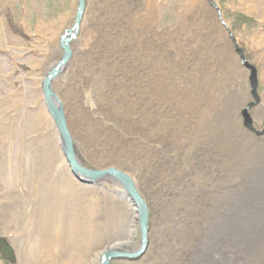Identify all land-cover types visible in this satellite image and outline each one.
I'll return each instance as SVG.
<instances>
[{"label": "rangeland", "instance_id": "obj_1", "mask_svg": "<svg viewBox=\"0 0 264 264\" xmlns=\"http://www.w3.org/2000/svg\"><path fill=\"white\" fill-rule=\"evenodd\" d=\"M76 3L0 0V240L18 252L8 261L0 250V264H52L59 250L64 262L87 257L98 264L129 227L135 252L140 248L136 215L109 193L116 188L108 180L64 181L65 172L50 167L56 154L49 141L37 134L38 111L47 113L42 81L60 61V38L74 24ZM84 5L71 59L51 80V91L83 167L128 175L149 214L144 253L110 264H191L193 250L181 252L180 238L199 236L201 221L212 223L205 212L197 217V205L212 211L207 198L226 207V195L246 191L245 154L264 147V0ZM213 83L219 100L210 111ZM199 117L210 120L207 128ZM207 246L201 253L218 263L220 254Z\"/></svg>", "mask_w": 264, "mask_h": 264}, {"label": "bare ground", "instance_id": "obj_2", "mask_svg": "<svg viewBox=\"0 0 264 264\" xmlns=\"http://www.w3.org/2000/svg\"><path fill=\"white\" fill-rule=\"evenodd\" d=\"M84 13H85V11H84ZM82 19H83V17H82ZM75 31H77V33H78V29ZM71 42H70V44H71ZM67 64H66V66H67ZM65 68H66L65 66L59 68L57 75L59 76L64 71ZM57 75H56V77H58ZM209 87H210L208 89L209 92L212 94H215L217 96V98H215V100L210 99L211 103H209L210 106H208V109L210 111H214L215 109H217L216 108L217 107L216 101L219 100V98H218L219 85L217 83L216 84L213 83V84H210ZM201 102L198 100H194V103H201ZM200 107L202 108V103H201ZM47 113L44 111V109H40L38 111L36 130H37V134H39V136H41L40 139L46 138L49 141V143L51 145V150L54 152V154H56L55 161L52 163L54 165H51L50 167L52 168L54 166L56 168V170H58L59 173L65 172L64 174L66 176V179H64V181L65 180L70 181L71 184L76 183L74 178H78V177H76L75 174H72L73 172L70 171V168L68 167L67 163H65L67 166L65 164H63V161L64 160L66 161V159H65L62 152L61 153L63 156H61L59 153V147H58L59 141H58V138L56 136V132H55V129L53 128L52 123L49 122L50 120H49L47 115L50 116V114L49 113L47 114ZM226 118H228V117H226ZM226 118H224V119H226ZM199 120H200V125L202 124L206 128L210 124V122H209L210 120L206 117L203 118V123H202L201 117H199ZM223 124H224V128H227V122L226 123L223 122ZM66 126H67V124H66ZM55 128H56V125H55ZM56 130H57V128H56ZM5 131H6V129L4 130V132ZM57 132H58V130H57ZM3 134H5V133H3ZM230 140H232V139H230ZM60 149L62 150V148H60ZM251 150H254V149L253 148L249 149V151H251ZM245 155H246V157H245L244 162H243L244 164H242L243 166H242V171H241L240 176H241V178L245 177V184L247 185L246 191L242 190V193L237 198H235L233 196L226 197L227 196L226 195L224 197L225 202L227 204L226 207H225V205H222L221 199L219 202H217V201H212V199H209V198H207L206 203L207 204L214 203V208H212L213 209L212 211L211 210L208 211V209L203 211L201 209L203 203H200V205H197V209H196L197 210V217L201 216V214L205 212L204 218H206V217L211 218L212 217L211 218L212 223L208 224L206 221H204V223H203V221L200 220L203 227L205 228V231L202 227V230L197 232V233H199V236L196 234V232H193V233L190 232L189 234H188V232H186L185 236L183 238H180L181 241H180L179 246L182 247L181 252L188 253V251L193 250V251H191V252H193V255L191 256L192 261H190V262H192L191 264H213V263L209 262V260H207V257L203 256V253H201L202 248L206 247L208 244H209L207 246L208 249H210L213 252L219 253L221 256V258L219 259V262L215 263V264H237L236 260H234V259H237L240 257L242 259H244V261L239 262V264H264V147L257 149L253 153H250V154L246 153ZM76 159H77L78 165L83 167V165L80 163L77 156H76ZM254 167H256V168L254 170H251ZM106 170H110V169H106ZM113 170H116L118 172L123 173L122 171L115 169V168ZM100 171H103V170H100ZM123 174H125V173H123ZM126 176L129 178L128 175H126ZM129 179L132 182L134 192H136L138 194V196H139L141 202L143 203L145 209L148 211L147 205L144 202L145 200L143 199L142 195L138 192L135 181L132 178H129ZM105 180H108V182L111 183L116 188L115 191L112 190L109 193L115 194V196H118V197L125 199V201H127V203L130 205V207H132V209H133L128 213L133 214V216L135 214L136 217L134 216V219L136 222H138V217H139V213H137V212H139L138 207L136 206V203L133 202V199L127 194V192H125V189L121 185L122 184L121 182L116 180L110 174L105 175L100 180H98L96 182H92V183L87 182L85 180L82 181V179L78 178V181L80 183L82 182V184H87V185H93V184L97 185V184H99V182H101V181L104 182ZM194 189L198 190L199 188L196 187ZM238 194H239V192H238ZM0 196H1V190H0ZM218 205H220V208L218 210H216L215 206H218ZM148 219H149V214H148ZM139 229H140V227H139ZM147 229H148V223H147ZM139 232H140V230H139ZM131 233H132V228L129 227L127 229V236H125L123 238V240L121 238L112 240L111 244L106 246L103 249V251L100 253L101 259L99 260L98 264H103V262H101V260L103 259L104 255L107 252H109L110 250H115V251H117V253L120 252L122 254H126V255L128 254L132 257L140 256V255H138L140 253V251H143V253H144L146 246H147L146 243H147L148 230H147V235H146V243H145L146 246L143 248L142 237L140 236V243H139L140 248H139V251H137V252H135L136 249L133 248V242H132L133 234H131ZM174 233L177 235L176 232H174ZM181 234H184V233H181ZM204 234L209 235L208 240H206V237H203ZM172 238L173 237H171L169 235V237L167 239L170 242L171 240H173ZM183 249H185V250H183ZM0 250L3 253V257L5 259H7L8 261H13V260H11V259H13L12 258L13 257L12 252H13L14 256L16 257L17 251L15 250L14 246L11 245L9 247L7 242L3 244L2 240H0ZM228 255H231L233 257L228 259ZM17 256H18V254H17ZM129 259H131V258H129ZM51 260H52L51 261L52 264L53 263L54 264H74L73 262H70V261L64 262L62 259V255H61L60 250H59V253H57V255L55 257H54V255H52ZM116 260L117 259L110 260V262L116 261ZM118 260H120V259H118ZM110 262H109V264H110ZM188 262H189V260H188ZM81 264H88L87 257L83 258V262Z\"/></svg>", "mask_w": 264, "mask_h": 264}, {"label": "water", "instance_id": "obj_3", "mask_svg": "<svg viewBox=\"0 0 264 264\" xmlns=\"http://www.w3.org/2000/svg\"><path fill=\"white\" fill-rule=\"evenodd\" d=\"M85 0H77L76 5V14L74 15V24L73 26L64 32V34L60 38L59 42V48L62 50V55L60 61L57 63L56 68H53L51 71L48 72L46 75V79L42 81V92H43V98L44 103L47 108V112L50 114L51 118L53 119V122L56 125V128L58 130L60 139H61V148L62 153L66 159L67 164L69 165L72 174H75L76 177L79 178L81 176L82 181L85 180L87 182H96L100 180L105 175H111L116 180L121 182L123 188L125 189V192L133 199V202L136 203V206L138 207L137 213H139L138 217V224L140 227V236L142 237V244L143 248L146 246V235H147V223L148 222V212L145 209L143 203L141 202L138 194L134 192V188L132 186L131 180L123 173L118 172L116 170L110 169V170H89L85 169L78 165L75 151H74V145L71 136L67 130L64 114L62 110V106L54 93L51 91L50 83L51 80L54 79L57 75V72L59 68L66 66V64L69 62L71 57V49L70 42L75 40V36L77 35V29H79V25L81 24L83 13L85 11ZM73 33V34H72ZM256 72L254 69H252V77H251V86L253 89V94L255 93V89L257 86V80L255 76ZM55 102V103H54ZM244 117V125L247 129L251 130V120L248 117L246 110L242 112ZM3 243V242H2ZM4 244V243H3ZM142 248V249H143ZM2 253V251H1ZM143 251H140L138 255H141ZM3 255V253H2ZM133 258L130 255L122 254L120 252L117 253L115 250H110L107 252L101 262L103 264H109L110 260L115 259H129ZM135 258V257H134Z\"/></svg>", "mask_w": 264, "mask_h": 264}]
</instances>
